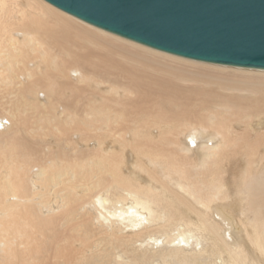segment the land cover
Instances as JSON below:
<instances>
[{
    "label": "bare ground",
    "instance_id": "1",
    "mask_svg": "<svg viewBox=\"0 0 264 264\" xmlns=\"http://www.w3.org/2000/svg\"><path fill=\"white\" fill-rule=\"evenodd\" d=\"M127 231L177 246L159 264H264V71L0 0V264H147Z\"/></svg>",
    "mask_w": 264,
    "mask_h": 264
},
{
    "label": "water",
    "instance_id": "2",
    "mask_svg": "<svg viewBox=\"0 0 264 264\" xmlns=\"http://www.w3.org/2000/svg\"><path fill=\"white\" fill-rule=\"evenodd\" d=\"M96 28L208 64L264 70V0H44Z\"/></svg>",
    "mask_w": 264,
    "mask_h": 264
},
{
    "label": "rangeland",
    "instance_id": "3",
    "mask_svg": "<svg viewBox=\"0 0 264 264\" xmlns=\"http://www.w3.org/2000/svg\"><path fill=\"white\" fill-rule=\"evenodd\" d=\"M232 68H236V67H232ZM242 69H245V68H242ZM193 147L194 146H192V148ZM105 211H103L102 213H105ZM91 214H92V216L95 215L94 213H91ZM215 218H217L219 220L220 219V216H218L216 214L215 215ZM127 232L124 233V236L126 238H128V239H132V243H134V245H135L134 248L137 249V253L138 254H141V253L143 254L144 253V254L149 255L150 261L147 264H159L160 263L159 259H160V254L161 253L162 254H164V253L165 254H169V253H171L173 250H175L177 248V246H173V245H169L168 246L166 243L164 244L163 242L159 243L158 245H156L154 247L153 246L144 245V244H142V241L145 240L146 234L144 236V234L143 235L142 234L139 235V233H133V232L132 233H130V232L127 233ZM154 235L156 237L162 236V234L161 233H158L157 231H154ZM226 239H227L228 242L231 241V238L229 236V233H226ZM181 246H184V248H186V251H188V252H195V251L196 252H199V251H202L204 249V246L200 245V246H197L198 247L197 248L196 246L192 245V243H190L189 245L181 244ZM121 256H122V258L121 259H118V262H123V263H128V264L132 262L131 259H133V258L131 256V254H124L123 253ZM110 264H116V263L115 262H112Z\"/></svg>",
    "mask_w": 264,
    "mask_h": 264
}]
</instances>
